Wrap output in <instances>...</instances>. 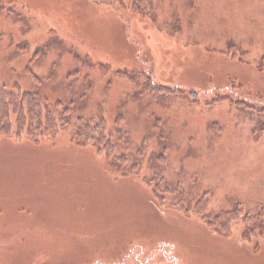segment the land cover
Returning <instances> with one entry per match:
<instances>
[{
  "label": "rangeland",
  "instance_id": "374dc122",
  "mask_svg": "<svg viewBox=\"0 0 264 264\" xmlns=\"http://www.w3.org/2000/svg\"><path fill=\"white\" fill-rule=\"evenodd\" d=\"M0 85V264H264V0H0Z\"/></svg>",
  "mask_w": 264,
  "mask_h": 264
},
{
  "label": "trees",
  "instance_id": "16d2710c",
  "mask_svg": "<svg viewBox=\"0 0 264 264\" xmlns=\"http://www.w3.org/2000/svg\"><path fill=\"white\" fill-rule=\"evenodd\" d=\"M36 99V95L31 93H17L15 95L8 93L0 85V136L20 138V136L25 135L28 139H33L34 136L44 137L53 134L63 127L64 123H59L54 115L51 116L49 112L42 111ZM83 124L82 126L78 125L79 128L75 137L82 143L92 142L97 146L104 145V158L108 160L114 147L110 142L111 140L106 139L102 123L94 127ZM217 236L220 237L219 234Z\"/></svg>",
  "mask_w": 264,
  "mask_h": 264
}]
</instances>
